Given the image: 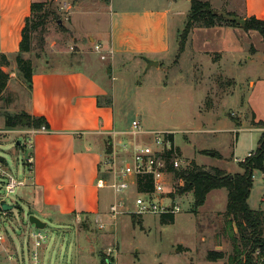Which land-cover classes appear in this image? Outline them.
Instances as JSON below:
<instances>
[{
    "label": "rangeland",
    "instance_id": "rangeland-1",
    "mask_svg": "<svg viewBox=\"0 0 264 264\" xmlns=\"http://www.w3.org/2000/svg\"><path fill=\"white\" fill-rule=\"evenodd\" d=\"M50 1L55 14L46 24L43 52L39 56L37 52L29 54L34 65L44 66L48 61L51 66L59 64L84 69L114 90L116 114L123 128H130L135 119L144 129L172 131L175 143L189 161L195 160L207 169L218 167L228 173L243 171L241 162L249 152L257 149L261 135L260 131L251 129L254 116L256 121H264V39L259 31L252 30L250 34L246 32L247 36H238L237 44L243 48L239 53L225 50L228 43H219V34L210 32L207 36L194 35L197 45L220 47L224 52L214 51L212 58L204 54L196 56L194 44L189 40L184 53L180 54V36L191 5L185 7L180 2L182 0H176L183 14L171 19L170 51L158 55L162 57L161 65L148 67L145 58L149 57L145 54H138L139 62L118 59L117 56L112 64L113 59L107 50L103 52L107 58L102 59L101 53L95 49L97 42L106 45L110 38V29L107 28L110 8L107 9L106 25L101 22V36L96 29L91 33L95 38L92 42L81 30L70 25L73 11L83 0ZM92 1L102 3V0ZM118 1L114 2L115 9ZM144 1L158 8L166 0ZM212 5L215 9L218 6L217 3ZM230 9L218 7L216 10ZM94 25L91 21L89 29L92 30ZM241 29L246 31L243 27ZM122 36L124 34L119 38ZM224 41H227L226 37ZM37 45L36 41L35 47ZM253 46L256 52L249 59L254 54ZM217 55L219 58L216 59ZM111 66L113 71H109ZM4 69L10 74V86L4 92L5 98L0 100V156L7 160L9 172L24 179L28 178L25 163L31 152L25 145L26 126L20 125L17 130L8 132L2 115L12 109L20 112L17 101L21 95H28L29 87L20 75L17 63L11 61ZM141 139L146 140L144 136ZM204 150L210 153H204ZM253 179L248 202L253 209H264L263 173L256 171ZM5 181L6 178L0 175V199L13 208L7 215L0 216V222L7 236L15 239L21 257L25 258L20 264H32L29 257L30 249L34 248L32 234L38 231L47 235L41 248L43 264H103L105 255L113 257V260H106L114 264H232L230 257L236 253L235 243L243 248L236 222L231 223L225 214L226 188L211 191L197 212L193 210V193L181 194L175 199L181 211L175 214L173 223H165L161 214L133 212L137 209L134 188L117 195L113 188L106 187L103 190L107 196L106 204L109 197L114 202L113 196L115 200L125 202L122 212L115 217L110 215L109 209L101 221L92 216L75 215L61 223L46 220L47 226L39 229L29 221L30 209L24 196L28 187L19 186L8 195ZM134 215L140 219L138 222L134 221ZM5 238L0 247L7 244ZM110 248L113 250L111 254ZM213 250L223 252L224 257L209 260L207 255Z\"/></svg>",
    "mask_w": 264,
    "mask_h": 264
},
{
    "label": "crops",
    "instance_id": "crops-1",
    "mask_svg": "<svg viewBox=\"0 0 264 264\" xmlns=\"http://www.w3.org/2000/svg\"><path fill=\"white\" fill-rule=\"evenodd\" d=\"M34 1L46 0H0V53H5L10 62L16 63L22 29L31 13V4ZM121 1L123 0L118 1L115 9L113 6L115 0H102V3L83 0L82 5L80 4L73 11L70 25L81 30L93 42L95 38L91 33L98 29V35L101 36L100 30L107 20V9L110 8L107 26L110 29V38L106 45L102 42L96 44H101L103 51L107 50L113 59L112 64L115 63L114 59L117 56L118 59L127 61L136 59L139 62L138 54H145L158 61L160 66L162 57L159 58L158 55L163 56L170 51L171 19L183 14L181 13L183 10L178 7V1L166 0L158 8L152 7L144 0ZM209 1L211 4L217 3V8H231L227 11L240 18L246 19L250 16L264 18V0ZM180 2L185 7L187 4L191 5V0ZM91 21L95 23L92 30L89 29ZM241 28L228 25L194 28L186 44L191 40L196 56L204 54L212 58V52L218 51L221 54L224 50L220 47H200L193 36L196 34L207 36V33L217 32L220 37L219 43H228L225 50L230 49L239 53L243 48L241 49L239 43L237 44L238 36L252 31H242ZM121 34L124 36L119 38ZM224 37L227 41H224ZM252 52L254 54L249 56V59L255 55L254 46ZM29 54L25 53L24 56L29 58ZM47 62L44 66L33 64L32 87L28 85V95H21L17 101L20 104V112L17 109L10 110L12 114L26 112L35 117L43 116L48 122L47 130L25 128L26 131L36 129L33 148L30 149L32 171L27 170L28 178H24L25 185H23L28 187L24 196L30 209L29 214L53 223H61L75 215L92 216L101 221V217H105L113 203L109 195L106 204L107 196L103 190L106 187L112 188L110 185L117 178L114 164L119 165L127 159L128 149L135 143V138L128 133L131 127L123 128L117 117L114 90H110L103 82L84 69L77 68L78 66L61 67L59 64L51 66ZM109 71H113L112 66ZM22 85L26 90V85L24 83ZM9 86L10 82L8 88ZM2 116L4 118V115ZM2 122L5 125V118ZM4 128L8 132L17 130L16 127L11 128L6 125ZM251 129L261 133L264 131V127L256 125ZM18 132L23 131L18 130ZM27 164L25 163L26 169ZM112 198L115 201V197ZM5 239L7 244L0 247L3 252L0 253V262L6 263L7 255L14 257L11 264H20L21 260L24 262L25 258L19 254L15 239L9 236ZM41 248L38 251L42 263ZM7 251L12 253L7 254ZM34 251L35 249L32 248L29 252L32 264H34L32 254Z\"/></svg>",
    "mask_w": 264,
    "mask_h": 264
},
{
    "label": "trees",
    "instance_id": "trees-1",
    "mask_svg": "<svg viewBox=\"0 0 264 264\" xmlns=\"http://www.w3.org/2000/svg\"><path fill=\"white\" fill-rule=\"evenodd\" d=\"M54 14L50 0L34 1L31 4V13L26 18L22 29V39L20 50L16 56V63L20 75L30 88L32 87L34 66L32 60L26 58L24 54L37 52V56H39L43 52L46 24L48 18ZM228 17H237V15L224 10H216L209 0H191V9L180 36L179 53L181 54L184 51L188 36L196 27L241 26L239 22ZM245 20L246 23L243 28L247 31H259L264 39V18L250 16ZM36 41L38 42L37 47H35ZM38 48H40L39 51L36 50ZM215 58H219V55ZM9 65V57L5 53H0V100L5 98L4 92L10 80V74L4 69ZM3 115L5 125L11 128L20 125L40 128L43 125L46 127L48 125L45 117H35L26 112L18 114L5 112ZM253 124L264 127V121H256L255 116ZM205 152L210 153L208 150H204ZM241 167L243 169L242 172L228 173L226 170L218 167L207 169L193 160L187 169L176 171V179H180L182 185H177L175 192L179 194L192 192L194 195L193 210L197 212L198 208L205 204L211 191L226 188L228 191V201L225 214L231 223L236 222L241 232L243 245V248H240L235 243L236 253L230 257V261L232 264H257V259L264 257V209H253L248 199L253 188L254 173L261 171L264 176V131L260 135L257 149L251 151V154L241 162ZM151 188L152 184L149 180L146 181L145 185L139 186V189L142 191H149ZM161 216L162 221L165 223H173L175 220L174 213H165L161 214ZM133 217L135 222L140 220L135 215ZM258 251L259 253H257ZM207 257L209 260H218L224 257V253L213 250L208 253ZM107 258L113 260V257L105 255L103 264L109 263L106 260ZM262 264H264V261Z\"/></svg>",
    "mask_w": 264,
    "mask_h": 264
},
{
    "label": "built area",
    "instance_id": "built-area-1",
    "mask_svg": "<svg viewBox=\"0 0 264 264\" xmlns=\"http://www.w3.org/2000/svg\"><path fill=\"white\" fill-rule=\"evenodd\" d=\"M95 49L101 53V58L106 59L107 55L103 54L102 45L96 44ZM41 130H47L45 125L40 127ZM36 129L25 131L28 137L25 138V145L29 149L33 148V139ZM135 138V143L128 149L129 155L121 164H114L116 168V180L111 183L115 194L129 192L134 188L136 193L135 205L137 209L133 211L137 214H165L178 213L181 211L180 205L175 199L181 194L175 192L177 185H182V181L176 179V171L187 169L191 161L183 156L180 148L175 143L174 133L165 130H147L144 129L139 120H133L131 130L128 131ZM145 139H141V137ZM173 136V137H172ZM140 138V139H139ZM251 152L249 153V155ZM28 171H32V154L26 159ZM0 175L6 178L5 187L8 195L14 193L16 188L25 185V179H19L8 171V164L0 156ZM150 181L152 188L149 191H142L139 186L145 185ZM103 185V184H102ZM5 203L0 199V206ZM125 207L123 199H116L110 205V215L115 217ZM10 210H0L1 215H7ZM6 236L0 222V244L3 243ZM35 251L33 254L34 264H42L39 258L40 248L44 245L47 235L42 231L32 234ZM113 250L110 248L109 253ZM259 253V251L257 252ZM13 255H7V262L0 264H11ZM264 257L257 259V264H262Z\"/></svg>",
    "mask_w": 264,
    "mask_h": 264
},
{
    "label": "water",
    "instance_id": "water-1",
    "mask_svg": "<svg viewBox=\"0 0 264 264\" xmlns=\"http://www.w3.org/2000/svg\"><path fill=\"white\" fill-rule=\"evenodd\" d=\"M228 18H231L232 20H235V21L239 22L242 27L246 23V20L244 18H240V17H228ZM59 23L62 24V21L60 20ZM145 60L148 63V67H151L153 65L158 66V64H159V62L156 61V60H152V59H149V58H145ZM12 208H13V205H8L6 203H2L1 206H0V210L1 209L10 210ZM29 221H30V223L34 224L39 229H44L47 226V222L46 221H43L42 219H40L38 216H36L34 214H31L29 216ZM109 264H114V263L113 262H109Z\"/></svg>",
    "mask_w": 264,
    "mask_h": 264
}]
</instances>
